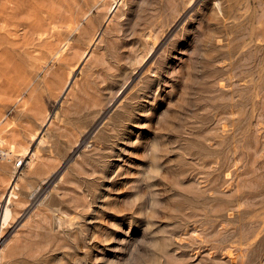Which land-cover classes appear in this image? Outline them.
<instances>
[{
  "label": "rangeland",
  "instance_id": "rangeland-1",
  "mask_svg": "<svg viewBox=\"0 0 264 264\" xmlns=\"http://www.w3.org/2000/svg\"><path fill=\"white\" fill-rule=\"evenodd\" d=\"M1 1L0 264H264V0Z\"/></svg>",
  "mask_w": 264,
  "mask_h": 264
},
{
  "label": "bare ground",
  "instance_id": "bare-ground-1",
  "mask_svg": "<svg viewBox=\"0 0 264 264\" xmlns=\"http://www.w3.org/2000/svg\"><path fill=\"white\" fill-rule=\"evenodd\" d=\"M3 1V0H2ZM1 1V2H2ZM10 4L12 3V2H10V1H13V0H7ZM27 1V0H26ZM38 1V0H37ZM53 1V0H52ZM17 2H19V0H17ZM23 3H24V1H22ZM22 2H20L19 3V5L20 4H22ZM31 2V1H30ZM47 2V1H46ZM3 4V3H2ZM1 4V5H2ZM4 4H7V3H5L4 2ZM32 4V3H31ZM117 4V3H116ZM9 5V4H8ZM23 5V4H22ZM21 5V7H23ZM40 5V4H39ZM44 5V4H43ZM48 5V4H47ZM3 6V5H2ZM5 6V5H4ZM37 6H38V4H37ZM41 6V5H40ZM39 6V7H40ZM51 6V5H50ZM26 7H27V5H26ZM31 7V6H30ZM16 8V6H14V9ZM53 8V7H52ZM114 8V7H113ZM11 9V8H10ZM50 9V8H49ZM54 9V8H53ZM7 10V9H6ZM13 10V9H12ZM41 10V9H40ZM1 11V10H0ZM31 11V10H30ZM4 12H6V11H4ZM44 12V11H43ZM52 12V11H51ZM50 12V13H51ZM54 12H56V11H54ZM1 13H2V11H1ZM9 13V12H8ZM40 13V12H39ZM12 14V13H11ZM24 14H27V12H25ZM48 14H49V12H48ZM72 14V13H71ZM3 15V14H2ZM8 15V14H7ZM15 15V14H14ZM19 15V14H18ZM17 15V16H18ZM4 16H5V13H4ZM13 16V15H12ZM72 16H74V15H72ZM21 18V17H20ZM25 18H27V17H25ZM23 19V18H22ZM73 19H75V18H73ZM47 20V19H46ZM2 22H4V20H2ZM6 22V21H5ZM12 22V21H11ZM41 22V21H40ZM73 22V21H72ZM22 23V22H21ZM0 24H1V21H0ZM8 24V23H7ZM17 24V23H16ZM1 25H3V23L1 24ZM42 26V25H41ZM0 27H3V26H0ZM5 27V26H4ZM30 27V26H29ZM75 27V26H74ZM18 28V27H17ZM70 28H72V27H70ZM74 29V28H73ZM24 30V29H23ZM25 31V30H24ZM16 32V31H15ZM1 34V33H0ZM15 37V36H14ZM9 39V38H8ZM3 40V39H2ZM13 40V39H12ZM68 42V41H67ZM88 52V51H87ZM38 56V55H37ZM26 154H28V153H26ZM13 191L11 190L10 192H9V195H8V197H7V194H8V192L5 194V197H4V203L1 205V207H0V223L2 224L4 221H6L11 215H12V210H11V208L7 205V202H8V200H9V198H10V194L12 193ZM6 201V202H5ZM10 201V200H9Z\"/></svg>",
  "mask_w": 264,
  "mask_h": 264
},
{
  "label": "built area",
  "instance_id": "built-area-1",
  "mask_svg": "<svg viewBox=\"0 0 264 264\" xmlns=\"http://www.w3.org/2000/svg\"><path fill=\"white\" fill-rule=\"evenodd\" d=\"M19 164H20V161L18 160L17 163H16V165H19Z\"/></svg>",
  "mask_w": 264,
  "mask_h": 264
}]
</instances>
